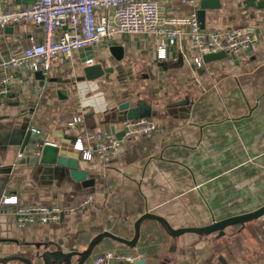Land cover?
I'll list each match as a JSON object with an SVG mask.
<instances>
[{
  "label": "crops",
  "instance_id": "1",
  "mask_svg": "<svg viewBox=\"0 0 264 264\" xmlns=\"http://www.w3.org/2000/svg\"><path fill=\"white\" fill-rule=\"evenodd\" d=\"M34 1L0 0V6ZM217 4L206 10L205 31L247 28L256 40L239 57L205 62V70L194 66L187 36L160 60L155 37L124 34L91 48L92 64L77 52L47 74L13 71L7 93L0 94V167L13 166L3 195H17L22 204H60L66 212L59 222L27 227H18L12 214L1 215L0 264H45L44 255L50 263L77 264L79 255L49 254L83 252L103 231L132 240L146 212L179 229L264 206V0ZM160 5L166 16L189 11L176 0ZM42 35L31 23L0 29V63ZM112 45L124 47L122 60L112 56ZM95 64L105 72L88 78L84 68ZM139 101L151 107L155 132L124 140L115 157L85 160L74 149L77 136L95 130L123 139L126 115L119 106ZM76 116L84 123L72 124ZM38 138L78 156L87 185L69 167L41 164ZM88 195L94 200L83 207ZM107 251L141 255L122 264H264V215L229 226L224 235L176 236L161 221L146 219L135 246L103 237L84 264Z\"/></svg>",
  "mask_w": 264,
  "mask_h": 264
},
{
  "label": "built area",
  "instance_id": "2",
  "mask_svg": "<svg viewBox=\"0 0 264 264\" xmlns=\"http://www.w3.org/2000/svg\"><path fill=\"white\" fill-rule=\"evenodd\" d=\"M189 11L166 16L161 0H36L33 4L16 8L0 6V29L31 23L42 29V39L20 53L0 63V94H6L13 81L15 69L28 68L47 74L64 59L72 58L84 48H93L104 40L114 41L124 34L153 36L157 40V58L166 59L169 46L177 45L187 36L192 46V61L196 68L204 65V55L224 51L239 57L253 47L255 36L247 28L225 31H205L201 27L198 10L201 0H176ZM93 58L85 63L92 64ZM76 116L72 124L84 123ZM125 123L123 139L95 130L77 136L74 149L90 160L96 156L115 157L120 154L124 140L153 133L157 123L153 118L141 117ZM93 195L82 203L89 205ZM66 210L60 204H22L17 195L0 197V216L12 214L18 227L40 223L49 224L63 219ZM141 255H122L107 251L97 255L92 264H122L135 262Z\"/></svg>",
  "mask_w": 264,
  "mask_h": 264
},
{
  "label": "water",
  "instance_id": "3",
  "mask_svg": "<svg viewBox=\"0 0 264 264\" xmlns=\"http://www.w3.org/2000/svg\"><path fill=\"white\" fill-rule=\"evenodd\" d=\"M217 7H219V5L217 4V0H202L200 9L198 10V16H199V20H200L202 28H204L206 25V10L210 8H217ZM110 52L112 56L117 60H122L124 58L125 53H124V47L122 45H112L110 47ZM79 53H80V57H83V61L85 60L86 55L89 56L90 58H94L95 56L94 51L90 47L81 49ZM224 57H226V53L224 51H221L218 53L205 54L204 60L205 62H211V61H215V60H218ZM198 69L205 70V67L202 66ZM84 70L88 78H95L97 76H101L105 72L101 64L86 66ZM106 70L112 71L111 68L106 69ZM37 74L42 75L43 73L37 72ZM119 109L125 112L126 118L124 119V121L131 120V119H138L141 117H148L151 115V107L148 106L144 101H139L137 106H131L129 102H124L119 106ZM27 135H28L27 136V141H28L31 135L30 130ZM34 143L36 144L35 145L36 147L34 148V150L39 154V162L41 164L69 167L72 177H74L75 179L79 181H83L87 185L86 182H88V173L86 171L80 170V158L78 156L75 157L69 154V152L67 151H62L63 149H61L60 146L52 142H48V141L41 140V139L39 140V138L35 140ZM20 160L17 161V164L21 163ZM12 171H13V166L0 167V197L3 195L5 187L7 186L11 178ZM263 215H264V206L255 211L249 212V213L233 216L230 218L223 219L221 221H215L208 226L186 227V228L175 229L170 225L168 220L164 218L163 216L157 215L155 213L146 212L141 217H139V219L136 221L135 236L132 240L118 236L110 231H103L102 233H99L93 238V240L91 241L87 249L83 252H73V253H69L66 255L63 252L59 251L56 253L51 252L49 255H51L55 259H58L59 257L69 259L73 255H79L81 259L80 261H78L77 264H84L87 261V259L91 256L95 245L103 237H111L117 241L128 244L130 246H135L140 236L141 223L146 219H154V220L161 221L166 226L168 231L172 235H176V236L182 235L187 232H193L197 234H212V233L218 232L219 235H224L225 229L227 227L238 225V224H244L248 221L257 219ZM43 260L45 264H54V263H50L47 257H45V255L43 257Z\"/></svg>",
  "mask_w": 264,
  "mask_h": 264
}]
</instances>
